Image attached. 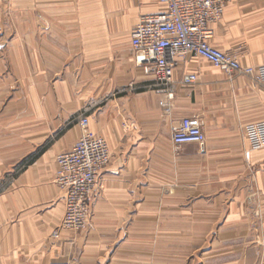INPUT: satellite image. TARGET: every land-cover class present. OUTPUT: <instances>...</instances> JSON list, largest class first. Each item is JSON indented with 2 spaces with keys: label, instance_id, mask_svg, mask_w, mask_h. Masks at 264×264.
Masks as SVG:
<instances>
[{
  "label": "crops",
  "instance_id": "obj_1",
  "mask_svg": "<svg viewBox=\"0 0 264 264\" xmlns=\"http://www.w3.org/2000/svg\"><path fill=\"white\" fill-rule=\"evenodd\" d=\"M161 10L156 0L0 1V177L14 171L0 191V264H264V148L242 137L264 120V83L190 58L170 85L155 84L129 36ZM209 28L210 45L243 67L264 64V0H228ZM185 73L196 83L182 85ZM83 115L111 161L87 233L53 236L65 207L55 157ZM187 116L200 120L202 146L172 142Z\"/></svg>",
  "mask_w": 264,
  "mask_h": 264
},
{
  "label": "built area",
  "instance_id": "obj_2",
  "mask_svg": "<svg viewBox=\"0 0 264 264\" xmlns=\"http://www.w3.org/2000/svg\"><path fill=\"white\" fill-rule=\"evenodd\" d=\"M6 3L8 0H0ZM162 7L154 15L140 19L130 33V47L135 64L159 86L171 84L178 60L203 59L228 76L242 75L264 83V64L242 66L231 53L213 47L210 24L218 22L228 0H156ZM180 83L191 85L197 77L181 74ZM172 93L159 101L165 115L171 113ZM81 134L68 151L56 155L55 184L63 191L64 213L53 236L60 231L85 230L91 219V198L98 179L111 161L107 142L89 133L88 116L77 120ZM242 137L249 150L264 148V120L246 124ZM175 145L194 143L202 146L205 135L196 117H184L171 126Z\"/></svg>",
  "mask_w": 264,
  "mask_h": 264
},
{
  "label": "rangeland",
  "instance_id": "obj_3",
  "mask_svg": "<svg viewBox=\"0 0 264 264\" xmlns=\"http://www.w3.org/2000/svg\"><path fill=\"white\" fill-rule=\"evenodd\" d=\"M5 171H6L5 173H3L1 171V174L2 175L0 177V191H2L3 188L6 186V184L10 181L11 177L13 176V172H14L9 167H6ZM88 227H89V224L87 225V227H86L85 230H82V231L81 230H79V231H72V232H74L75 234H86L87 233V230H88ZM55 230L53 231V234H54ZM69 232H71V231H69Z\"/></svg>",
  "mask_w": 264,
  "mask_h": 264
},
{
  "label": "trees",
  "instance_id": "obj_4",
  "mask_svg": "<svg viewBox=\"0 0 264 264\" xmlns=\"http://www.w3.org/2000/svg\"><path fill=\"white\" fill-rule=\"evenodd\" d=\"M33 158V157H32ZM32 159L30 158L29 160L27 159L26 161H24L21 165H19V167H26V165L31 162Z\"/></svg>",
  "mask_w": 264,
  "mask_h": 264
}]
</instances>
